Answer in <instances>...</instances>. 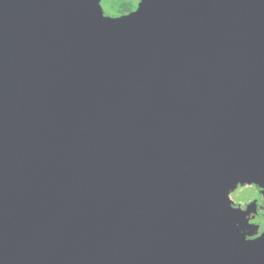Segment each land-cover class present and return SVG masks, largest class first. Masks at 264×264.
Wrapping results in <instances>:
<instances>
[{
  "label": "water",
  "instance_id": "1",
  "mask_svg": "<svg viewBox=\"0 0 264 264\" xmlns=\"http://www.w3.org/2000/svg\"><path fill=\"white\" fill-rule=\"evenodd\" d=\"M101 2L0 0V264H264V0Z\"/></svg>",
  "mask_w": 264,
  "mask_h": 264
},
{
  "label": "clouds",
  "instance_id": "2",
  "mask_svg": "<svg viewBox=\"0 0 264 264\" xmlns=\"http://www.w3.org/2000/svg\"><path fill=\"white\" fill-rule=\"evenodd\" d=\"M141 0H102V6L105 9L106 15H127L129 11L135 12ZM123 6L125 11H118V9ZM113 9H117V11H113ZM238 184H243V187H239L237 189ZM234 189L236 191L231 190V197L227 195V199L230 202L231 209H240L239 211L245 213L248 209V205L253 201L257 202V214L253 217L252 215H247V223L259 225V235L264 236V186L256 182L252 183H240L238 182ZM239 227V225H237ZM251 238H257L253 235Z\"/></svg>",
  "mask_w": 264,
  "mask_h": 264
},
{
  "label": "flooded vegetation",
  "instance_id": "3",
  "mask_svg": "<svg viewBox=\"0 0 264 264\" xmlns=\"http://www.w3.org/2000/svg\"><path fill=\"white\" fill-rule=\"evenodd\" d=\"M101 5H102V2H101ZM102 8H103L104 13H105V9H104L103 6H102ZM125 10L126 9L123 6H121V8L118 9V11H125ZM113 11H117V9H113ZM129 13H131V11H129L128 14ZM107 16L120 17V16H123V15H116V16L107 15ZM253 24L255 25V22ZM239 187H243V186H238L237 189ZM237 189H235L234 191H236ZM231 195H232V192L230 193V197H231ZM256 209H257V202L253 201L252 203H250L248 205V209L245 212L246 214L244 216L245 220H244V226H243L242 232L245 233L247 239H249V240H256V239L261 237V235H259V227L260 226L259 225H255V224H251V223H249V225H248L247 219H246V216L249 215V214L254 217L257 214ZM253 235H255L257 238H255V239L251 238Z\"/></svg>",
  "mask_w": 264,
  "mask_h": 264
},
{
  "label": "rangeland",
  "instance_id": "4",
  "mask_svg": "<svg viewBox=\"0 0 264 264\" xmlns=\"http://www.w3.org/2000/svg\"><path fill=\"white\" fill-rule=\"evenodd\" d=\"M240 23H242V22H238L237 24H238V28H237V31H236V37L238 38V37H241V36H244L245 35V28H242L241 26H242V24H240Z\"/></svg>",
  "mask_w": 264,
  "mask_h": 264
}]
</instances>
